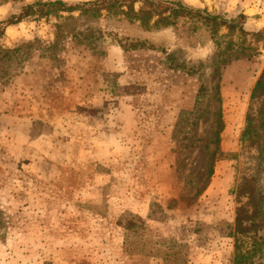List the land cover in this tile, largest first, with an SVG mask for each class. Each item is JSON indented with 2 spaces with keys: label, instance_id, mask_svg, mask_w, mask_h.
Instances as JSON below:
<instances>
[{
  "label": "rangeland",
  "instance_id": "1",
  "mask_svg": "<svg viewBox=\"0 0 264 264\" xmlns=\"http://www.w3.org/2000/svg\"><path fill=\"white\" fill-rule=\"evenodd\" d=\"M34 1L54 0H0V21ZM182 1L264 31V0ZM262 69L264 44L198 18L147 29L64 13L7 27L0 264H232L231 189L250 165L239 136Z\"/></svg>",
  "mask_w": 264,
  "mask_h": 264
},
{
  "label": "trees",
  "instance_id": "2",
  "mask_svg": "<svg viewBox=\"0 0 264 264\" xmlns=\"http://www.w3.org/2000/svg\"><path fill=\"white\" fill-rule=\"evenodd\" d=\"M64 13H79L92 18L104 14L137 23L147 29L173 26L180 18H198L210 28L213 35L225 28L230 33H237L244 42L249 38L251 43L264 44V31L248 32L238 19L228 21L206 11L193 9L182 0H95L82 3L34 1L0 21V39L9 26L27 19H56ZM136 46L145 48V43H136ZM249 101L239 136V154L247 155L250 165L247 173H241L231 189L236 204L233 227L229 233L233 241L232 264H264V69L253 85ZM222 129L223 123L218 120L214 134L215 150L209 156L207 179L212 176L214 164L221 156L218 147ZM158 209L161 210L160 206ZM137 220L143 223L141 219ZM135 226L130 224L126 228Z\"/></svg>",
  "mask_w": 264,
  "mask_h": 264
}]
</instances>
